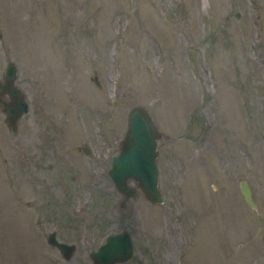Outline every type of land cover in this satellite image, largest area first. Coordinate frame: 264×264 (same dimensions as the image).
Returning <instances> with one entry per match:
<instances>
[{"label": "rangeland", "instance_id": "rangeland-1", "mask_svg": "<svg viewBox=\"0 0 264 264\" xmlns=\"http://www.w3.org/2000/svg\"><path fill=\"white\" fill-rule=\"evenodd\" d=\"M9 59L30 105L13 132L0 102V264H93L122 224L116 264H264V0H0V78ZM134 104L163 204L121 206L107 172Z\"/></svg>", "mask_w": 264, "mask_h": 264}, {"label": "water", "instance_id": "water-1", "mask_svg": "<svg viewBox=\"0 0 264 264\" xmlns=\"http://www.w3.org/2000/svg\"><path fill=\"white\" fill-rule=\"evenodd\" d=\"M17 78V65L9 59L0 78V94L7 96L3 101V110L6 123L13 132L17 131L18 121L30 105ZM94 80L97 82L96 75ZM160 137L161 131L150 110L142 104L132 105L127 112V125L120 139L119 150L111 156L107 170L122 195L121 206L126 199L136 197L139 191L151 202L164 203L157 163ZM83 149L90 152L88 145H84ZM131 180L134 184L130 183ZM239 187L248 205L256 208L254 191L249 181L241 179ZM47 242L56 246L65 259H69L76 251V244L58 239L55 229L48 232ZM134 253L132 232L128 225L123 224L119 231L108 233L97 248L89 250L88 256L93 264H116L129 261Z\"/></svg>", "mask_w": 264, "mask_h": 264}, {"label": "flooded vegetation", "instance_id": "flooded-vegetation-1", "mask_svg": "<svg viewBox=\"0 0 264 264\" xmlns=\"http://www.w3.org/2000/svg\"><path fill=\"white\" fill-rule=\"evenodd\" d=\"M254 2L256 3V0H254ZM238 14V13H237ZM7 98V96H5V95H1L0 94V102H1V104H2V109H3V101L5 100ZM161 136H162V132H161ZM161 138V137H160ZM160 142V141H159ZM159 157H160V148H159V143H158V155H157V163H158V159H159ZM159 167V166H158ZM160 186V185H159ZM116 188V187H115ZM118 191V190H117ZM151 202V201H150ZM120 204H121V200H120V202H119ZM152 203H154V202H152ZM123 225V224H122ZM121 228H122V226H121ZM120 228V229H121ZM119 229V230H120ZM130 229V228H129ZM119 230H117V231H119ZM117 231H115V232H117ZM114 233V232H113ZM105 239V238H104ZM102 243V242H101ZM134 246H135V244H134ZM98 247V246H97ZM96 247V248H97ZM133 257V256H132Z\"/></svg>", "mask_w": 264, "mask_h": 264}]
</instances>
